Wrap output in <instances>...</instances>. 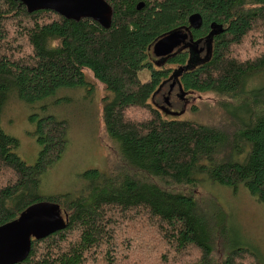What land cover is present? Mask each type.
Wrapping results in <instances>:
<instances>
[{
	"label": "trees",
	"instance_id": "trees-1",
	"mask_svg": "<svg viewBox=\"0 0 264 264\" xmlns=\"http://www.w3.org/2000/svg\"><path fill=\"white\" fill-rule=\"evenodd\" d=\"M106 2L109 27L0 0V120L12 99L34 104L88 87V71L106 91L101 120L120 159L108 171L86 170L74 193L43 197L40 176L63 153L68 122L30 117L41 145L31 164L0 125V225L41 200L58 203L66 220L32 239L15 264H262L254 249L224 236V209L198 188L243 185L264 207V0ZM194 12L202 25L190 34L211 36L210 45L179 48L154 65L153 43L185 31ZM173 79L182 94L211 92L228 102L204 120L168 118L155 100Z\"/></svg>",
	"mask_w": 264,
	"mask_h": 264
},
{
	"label": "rangeland",
	"instance_id": "rangeland-1",
	"mask_svg": "<svg viewBox=\"0 0 264 264\" xmlns=\"http://www.w3.org/2000/svg\"><path fill=\"white\" fill-rule=\"evenodd\" d=\"M204 54V53H202ZM166 67L172 66L166 64ZM88 87L63 89L52 97L24 104L12 99L1 116L3 130L18 139L16 154L28 164L33 163L41 149L34 134V123L30 117L53 115L69 124L66 147L60 158L40 176L38 190L43 197L78 191L83 187L82 174L89 169L108 171L120 164L117 143L105 133L101 120V99L106 94L102 83L85 71ZM149 70L138 73L140 79L148 78ZM256 84L255 81L252 85ZM166 89L155 100L159 107L164 104ZM169 98L167 117L204 120L210 115L221 114V102H228L211 92L179 93L174 88ZM59 98V99H58ZM222 106V105H221ZM236 106V102L232 105ZM232 108V109H233ZM225 109L224 115L230 110ZM173 111L174 113H169ZM165 115V114H164ZM166 116V115H165ZM115 165V166H114ZM201 195H210L227 215L224 236L236 243L246 245L258 254L264 264V207L243 185L237 189L220 184L204 183L199 187Z\"/></svg>",
	"mask_w": 264,
	"mask_h": 264
},
{
	"label": "water",
	"instance_id": "water-1",
	"mask_svg": "<svg viewBox=\"0 0 264 264\" xmlns=\"http://www.w3.org/2000/svg\"><path fill=\"white\" fill-rule=\"evenodd\" d=\"M29 12L39 9H51L66 18L78 20L82 17L92 18L104 27H109L112 9L106 0H18ZM143 1L137 8L143 7ZM188 28L198 29L202 25V17L198 12L188 17ZM187 28V29H188ZM187 33L181 29L172 30L162 35L152 45L156 57H164L172 53L181 38ZM203 48L196 51H202ZM169 86L168 94L174 86ZM168 103V96L165 97ZM169 113H174L170 111ZM58 203L41 200L28 206L20 215L0 225V264H15L24 260L29 254L32 239H41L65 226L66 220L60 214Z\"/></svg>",
	"mask_w": 264,
	"mask_h": 264
},
{
	"label": "flooded vegetation",
	"instance_id": "flooded-vegetation-1",
	"mask_svg": "<svg viewBox=\"0 0 264 264\" xmlns=\"http://www.w3.org/2000/svg\"><path fill=\"white\" fill-rule=\"evenodd\" d=\"M190 29H193V28H188V29L186 28L185 32L187 33V36L180 39V41L178 42V44L176 45V47L173 49V51H172L171 54H174V52L177 49H179V48H186L188 46H190V47L191 46L197 47V46H200V45H203L204 47H207V46L210 45V43H211L210 42L211 36H209V37H202V38H197L196 39V38L193 37L192 33L190 34ZM204 50H205L204 53L207 52V49L204 48ZM201 53H203V51H201ZM171 54H169L167 56H164V57H156L155 56L153 58V64L156 65V66L157 65L160 66L162 64H165L166 61H168V59L171 56ZM173 81H175L174 86L171 89L170 93L168 94L169 86H170V84ZM164 87H167V89H166V96H168V103H166V104L169 105V103H170L169 98H172V95L174 94V92H173L174 91V88L177 87V89H178L177 82H176L175 79H173L171 82H167L166 81L165 83L162 84V87H161L162 91H164ZM178 94L181 95L182 92L179 90V93L176 92V96ZM166 96L163 97L164 101H165V97ZM159 107H161L160 109H162V110H167V108H168V107H164L163 104H160ZM168 112H170V111H168Z\"/></svg>",
	"mask_w": 264,
	"mask_h": 264
}]
</instances>
